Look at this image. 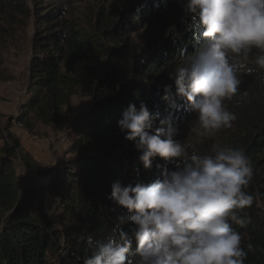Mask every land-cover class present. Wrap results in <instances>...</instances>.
Here are the masks:
<instances>
[{
    "label": "trees",
    "instance_id": "1",
    "mask_svg": "<svg viewBox=\"0 0 264 264\" xmlns=\"http://www.w3.org/2000/svg\"><path fill=\"white\" fill-rule=\"evenodd\" d=\"M46 1L51 0L35 1L30 9L14 0L11 7L5 3L0 10L4 13L10 7L11 21L26 22L31 15L35 19L27 98L14 120L27 126L31 116L42 122L58 121L63 107L81 91L92 102L72 128L74 157L66 168L40 166L22 151L10 122L0 125V264H83L91 254L86 245L89 235L107 241L114 228L128 231L134 213L107 198L111 184H148L162 179L163 170L175 165L156 157L151 168H145L134 142L117 127L118 119L130 103L139 109L141 102L157 126L171 115L179 132L195 116L187 111L184 98L176 97L174 104L162 98L166 85L175 92L169 73L182 66L181 50L186 55L197 46L182 20V0H135L115 15L100 8L90 26L66 17L68 4L66 9L61 3L43 8ZM167 12L174 17L166 35L140 54L132 34ZM1 19L0 14L3 33ZM242 79L240 92L247 91V98L237 104L238 94L225 101L237 114L232 127L191 144L200 155L210 154L218 144L241 148L249 157L253 177L246 190L254 201L246 209V226H231L241 234L245 249L249 242L254 245L245 264H264V69ZM176 139L181 141L179 134ZM18 158L30 172L21 178L14 169ZM47 194L58 202L64 222L60 231L52 228L44 211Z\"/></svg>",
    "mask_w": 264,
    "mask_h": 264
},
{
    "label": "clouds",
    "instance_id": "2",
    "mask_svg": "<svg viewBox=\"0 0 264 264\" xmlns=\"http://www.w3.org/2000/svg\"><path fill=\"white\" fill-rule=\"evenodd\" d=\"M181 7L197 46L186 55L181 50L182 66L169 73L175 92L166 85L162 98L188 102L187 111L195 114L190 131L199 143L232 127L237 114L225 101L239 94L242 103L248 96L240 92L242 76L264 69V0H182ZM117 127L134 142L145 168L156 157L175 167L148 184H111L107 198L134 213L132 226L114 228L107 241L89 235L91 254L83 264H245L254 245L245 249L231 226H246L254 201L246 190L253 168L244 150L217 144L200 155L195 144L176 139L179 127L171 115L157 126L144 102L139 109L130 103Z\"/></svg>",
    "mask_w": 264,
    "mask_h": 264
},
{
    "label": "rangeland",
    "instance_id": "3",
    "mask_svg": "<svg viewBox=\"0 0 264 264\" xmlns=\"http://www.w3.org/2000/svg\"><path fill=\"white\" fill-rule=\"evenodd\" d=\"M14 0H0L1 7L7 6ZM34 8L38 0H15ZM135 0H51L43 3L48 8L58 3L68 4L66 17L79 21L82 25L90 26L95 13L100 8L115 15L118 11L133 3ZM10 7L1 14V25L4 32L0 33V125L10 122V130L18 137L22 151L42 167H69V160L74 157L70 151L73 140L72 128L77 124L91 106V96L78 92L71 97L67 106L63 107L58 121L42 122L30 117V126L16 123L14 117L19 114V107L27 98L28 69L32 57V39L35 33L34 15L25 22L19 18L11 19L8 16ZM44 11V10H42ZM172 12L161 13L149 20L142 29L132 34V40L137 45L140 54L145 55L150 45L166 35L173 24ZM227 106V105H226ZM231 111L230 107L227 106ZM191 123L184 125L179 132V138L186 145L196 139L190 131ZM1 143V141H0ZM210 143H213L211 141ZM14 169L19 178L30 172L18 158L14 161ZM44 211L51 221L52 228L60 231L64 222L60 214L58 202L50 195L45 196Z\"/></svg>",
    "mask_w": 264,
    "mask_h": 264
}]
</instances>
